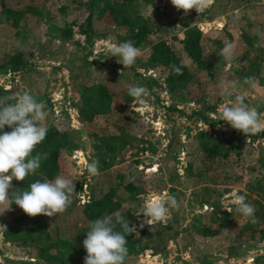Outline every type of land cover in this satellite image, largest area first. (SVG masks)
<instances>
[{"label": "rangeland", "instance_id": "obj_1", "mask_svg": "<svg viewBox=\"0 0 264 264\" xmlns=\"http://www.w3.org/2000/svg\"><path fill=\"white\" fill-rule=\"evenodd\" d=\"M37 1L38 10L24 14L18 25L3 21L5 13L0 14V63L8 54L19 51L27 63L21 69H0V84L10 91L6 93L9 96L27 91L38 102L49 100L51 109L45 110L47 117L40 125L45 126L50 120L63 132L64 144L60 150L57 176L72 179L75 187L71 194L72 202L63 213L42 217L48 229L58 225L59 230L70 228L75 231L82 220L80 204L84 194L89 195L88 199L94 192L95 195L102 194L110 185H118L121 181L118 174H124V182L134 176L137 169L143 168L145 184L137 193L128 194L129 191L122 186L117 189L121 203L136 214L132 227L145 220L144 215L138 213L150 198L170 192L175 195L178 207L170 209L169 218L174 217L178 232L168 239L165 250L154 252L152 248H146L131 264H246L255 261L264 264V237L253 241L239 233L246 217L236 211L233 197L234 193L245 195L246 202L253 207L260 203L255 187L263 184L264 179L259 180L261 172L250 166L259 165L261 153L264 154V136L245 145L239 163L232 160L233 155L224 163L230 177L225 183L216 184L214 190L209 188L211 193L202 186L192 188V179L187 175L188 161L198 150L197 130L203 129L223 138H229L232 132L240 133L224 121L206 123L193 112L203 109L210 117L216 118L220 108L235 103L234 97L230 99L223 95L225 89L230 88L236 95L243 96L244 102L257 110L259 121L264 126V61L257 75L246 76L241 69L243 58H247L243 51L252 44L249 35L242 31V25L249 27L247 31L250 33L257 32L264 45V0H214L208 9V12L212 9L211 17L207 11L197 13L195 9L185 14L183 10H177L170 0L133 3L128 9H134L143 18L156 14V20L164 29L149 32L139 44L134 45L139 54L131 68H123L117 61L119 57H106L105 51L109 42L119 44L126 41V25L99 20L97 23L106 27L108 33L94 35L89 42L78 22H72L70 34L62 35L56 26H62L64 19L67 21L75 15L85 14L87 8L78 6L76 2L69 3L65 8V18L57 6L69 0ZM4 2L9 8L19 10L26 6L25 0ZM224 24L234 37L230 42L233 45L231 57L222 53L224 46L216 47L212 41ZM187 26L198 27L206 34L204 49L210 57V65L198 72V79L189 77L179 80L180 84L169 82L166 80L168 68L148 64L151 48L148 41L158 35L167 40L172 34L182 37ZM254 51L248 54L252 55ZM184 62L191 69L196 68L189 59L184 58ZM100 84L111 89L113 94L111 103L117 108L111 112L99 109L97 87ZM132 86H144L149 90L143 103L128 94ZM83 93L89 95L87 101ZM197 96L201 99L195 98ZM172 104L175 108L170 107ZM86 106L89 109L84 113L82 109ZM127 114L131 115V120L127 123V133L122 134L116 128L115 120ZM109 134L114 136L107 137ZM109 141L117 147L114 151L108 148ZM93 160L99 162V174L96 176H90L86 170L87 163ZM174 170L177 175L173 176ZM204 196L214 202L212 205L231 210L228 211L230 217L226 218L229 223L217 233L203 234L190 226V221L197 214L202 215L199 219L203 222H211V217L204 213L210 211L212 205L201 201ZM262 221L260 217L258 223ZM164 223H156L149 230L162 229L161 237L166 238L169 232L162 227ZM229 242L235 245L228 246ZM0 262L47 264L36 258L31 247H18L6 241L2 227ZM72 264H84V257H77Z\"/></svg>", "mask_w": 264, "mask_h": 264}, {"label": "trees", "instance_id": "obj_2", "mask_svg": "<svg viewBox=\"0 0 264 264\" xmlns=\"http://www.w3.org/2000/svg\"><path fill=\"white\" fill-rule=\"evenodd\" d=\"M26 6L23 9L9 8L4 0H0V14L5 13V18L3 21L10 22L13 25H18L22 20L24 14L35 12L34 10L38 6L37 0H25ZM139 0H69L63 1L58 4L57 8L59 11L63 12L62 16L67 17V11H65L66 6L69 3L76 2L78 6L87 8L85 14L81 16L75 15L71 19H64L61 22L62 26H56L62 35H69L72 22H78L81 30L86 32L87 39L90 42L92 36L97 34L106 35L108 30L106 27L100 26L97 23L99 20L103 21H114L117 24L126 25L128 31L124 38L126 41H131L133 45L139 44L149 32H159L164 29V26L156 20V14L143 18L137 11L133 9H128L133 3H137ZM249 1V0H245ZM46 3V0L44 1ZM130 8V7H129ZM215 8V6H214ZM217 11L218 7L216 8ZM208 12V9L206 10ZM216 11V12H217ZM210 12V13H209ZM207 13L209 17L213 16L212 9ZM3 13V14H4ZM103 23V22H102ZM242 31L249 35V39L252 40V44L246 46L243 51V58L241 69L244 70L243 74L246 76H253L259 74V68L261 63L264 61V45L261 44L257 32L250 33L249 27L242 25ZM206 34L204 31L198 27L187 26L184 30L182 37L177 34H172L170 39L167 40L166 37L156 36L154 40L148 41L151 43V48L148 56L149 65H163L168 68V75L166 80L169 82H176L178 84L179 80L192 77V79L197 78L198 72L201 69L208 68L210 65V57L205 52L204 49V39ZM234 39L232 33L227 30L226 25L221 28V32L213 37L212 41L215 43L216 47H223L225 42H231ZM256 50V51H254ZM254 51L252 55L248 54ZM184 58L190 60L194 63L196 68L191 69ZM247 59V60H246ZM100 60V59H95ZM26 60L24 59V54L19 51L13 54H8L4 61L0 63V69L11 67L12 69H21L25 66ZM180 67L182 74L177 75L173 71V66ZM131 68V67H130ZM97 88L99 93V109L105 112H111L116 106H112L111 97L112 92L108 87L100 84ZM8 91L2 87L0 84V99L6 100L7 103H14L13 100H8L7 98L16 94H11L10 96L6 94ZM10 92V91H9ZM8 92V93H9ZM84 99L87 101L89 95L83 93ZM195 98L201 99L200 96ZM45 110L51 109L49 100L45 103ZM175 108V104L170 106ZM89 109L88 106L84 107L82 111ZM181 111V109H179ZM196 114L202 118V120L209 124H214L217 120L216 118L210 117L208 114L200 110H193ZM131 115L127 114L124 117H119L115 120V126L117 130L122 133H127V123L130 122ZM47 127V135L45 139L38 144L32 155L35 156L38 153H46L47 158L41 161L40 168L35 174H30L26 177L24 181L12 180V188L9 192L18 189V192H23L28 190L29 185L36 180L43 182L44 180L51 181L59 173V156L61 146L63 142V132L59 131L58 127L54 122L47 120L45 123ZM11 129L5 126L4 131H10ZM129 130V129H128ZM233 130V129H232ZM235 130V129H234ZM240 132V131H239ZM113 134L107 135V137H112ZM264 131L256 134L244 135L242 132L236 134L232 132L229 138H223L213 135V133H206L205 130L199 129L195 133V138H197L198 150L195 155L192 154L191 160L187 164V175L192 179L193 188H201L210 191L209 188L215 189V185L219 183H225L226 178H229L227 171L224 169V163L233 155L232 160L234 162H240L242 159L243 151L245 145H249L257 137H263ZM249 137V140H247ZM248 141V142H247ZM107 146L111 151H114L117 147L114 142H107ZM243 147V148H242ZM262 147V146H261ZM140 148L144 149V146ZM107 165H109L107 163ZM253 169H257L261 172V177L259 180L264 179V154L261 153L259 165L256 163L251 165ZM145 170L143 168L137 169V173L129 178L127 181L123 182L124 174H118L121 177V181L118 185H110L102 194L91 195V197L80 204V213L82 220L74 228L75 231L67 229H58V225H54L53 228L48 229L46 221L42 218L44 215H36L30 217L23 212L15 203L11 205V210L6 211L4 214L0 215L3 237L6 241L16 244L18 247H31L34 255L37 259H41L42 263L47 264H72L76 261L77 257H85L87 255L84 247L83 240L86 238V232L89 231V222L95 219L103 218L108 215H114L116 212H120L128 221L129 226L132 227L133 220L136 219L135 212L129 208L125 207L121 203V196L117 192L119 186H122L127 191L128 194L137 193L145 184L143 180ZM154 175V172H152ZM173 176L177 175L176 171H172ZM171 176V175H170ZM82 182L80 183V185ZM256 192L260 203L255 205V219L256 223H252L250 218H246L244 222L239 227V233L246 238L261 239L264 237V183H259L257 185ZM211 193V191H210ZM134 195V194H133ZM205 202H209L211 205L214 203L210 201V198H205ZM203 198V197H202ZM213 202V203H212ZM211 217V222H203L200 218V214L194 215L193 219L190 221V226L193 230L197 232H202L203 234H213L219 232L221 227L225 226L229 222L226 220L230 217L226 209L220 208L218 205H212V209L204 213ZM262 218L263 223H258L259 218ZM139 226L136 225L132 234L126 236L128 255L125 259L124 264H131L137 255L145 250L146 248H152L154 252L159 250H165L167 246V241L173 238L177 234V224L174 217L169 218L162 227L168 230V237L163 238L162 229H155L150 231L149 227L151 225L144 224L140 227L141 221H138ZM117 231H120L119 225L116 227ZM239 235V236H241ZM238 241V237H236ZM235 243H237L234 240ZM234 242H229V245H235ZM76 254L78 256H76ZM203 258V257H202ZM254 259H259V257H254ZM0 264H2L0 262ZM246 264H258L257 261L254 263Z\"/></svg>", "mask_w": 264, "mask_h": 264}, {"label": "clouds", "instance_id": "obj_3", "mask_svg": "<svg viewBox=\"0 0 264 264\" xmlns=\"http://www.w3.org/2000/svg\"><path fill=\"white\" fill-rule=\"evenodd\" d=\"M213 2L214 0H170L177 10H183L185 14L192 9L197 13H203ZM105 51L106 57H119L117 61L123 68L132 67L139 54V49L131 41L119 44L109 42L105 45ZM232 52L233 45L225 42L222 53L226 57H231ZM173 71L177 75L182 74L181 68L175 65ZM128 94L139 103H143L149 90L144 86H132L128 89ZM223 95L230 99L234 97L235 103L220 108L217 120L224 121L244 135L264 131L257 110L250 108L244 102L243 96L236 95L230 88L225 89ZM7 99L15 102L7 103L6 100L0 99V215L10 211L13 203L30 217L40 214L53 217L63 213L72 202L71 194L75 187L72 179L56 176L53 181L36 180L29 185L28 190L18 192L17 189L9 192L13 179L24 181L30 174H35L40 168L41 161L47 158L46 153H38L35 156L32 153L45 139L48 130L47 127L40 125L47 117L43 101L38 102L27 91ZM5 126L11 130L4 131ZM98 164L99 162L95 160L87 163L86 170L90 176L99 174ZM233 197L236 211L250 218L252 223H256L255 208L246 202V196L234 193ZM177 207L178 202L173 193L165 192L150 198L138 213L145 217L140 227L145 223L152 226L166 222L170 209ZM117 225L120 231L116 230ZM0 227L5 228L3 225ZM134 231L135 227H130L129 221L120 212L90 221L89 231L83 240V247L87 253L84 264H124L128 255L126 236Z\"/></svg>", "mask_w": 264, "mask_h": 264}, {"label": "built area", "instance_id": "obj_4", "mask_svg": "<svg viewBox=\"0 0 264 264\" xmlns=\"http://www.w3.org/2000/svg\"><path fill=\"white\" fill-rule=\"evenodd\" d=\"M74 30H75V29H74ZM80 36L84 37V34H81ZM85 196H87V197H85ZM88 196H89V195H87V194L85 195V194H84L83 197H82V201L84 202V201L88 200Z\"/></svg>", "mask_w": 264, "mask_h": 264}]
</instances>
